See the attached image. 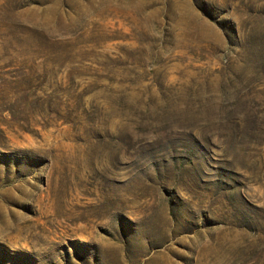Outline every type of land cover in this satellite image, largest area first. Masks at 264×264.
I'll return each instance as SVG.
<instances>
[{"label":"rangeland","instance_id":"1","mask_svg":"<svg viewBox=\"0 0 264 264\" xmlns=\"http://www.w3.org/2000/svg\"><path fill=\"white\" fill-rule=\"evenodd\" d=\"M0 264H264V0H0Z\"/></svg>","mask_w":264,"mask_h":264}]
</instances>
